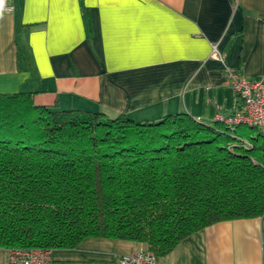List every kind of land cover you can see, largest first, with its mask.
I'll use <instances>...</instances> for the list:
<instances>
[{
  "label": "crops",
  "instance_id": "0c3cea01",
  "mask_svg": "<svg viewBox=\"0 0 264 264\" xmlns=\"http://www.w3.org/2000/svg\"><path fill=\"white\" fill-rule=\"evenodd\" d=\"M0 7V93L37 105L207 124L237 110L226 67L264 77V0H11ZM213 46L216 52L213 51ZM217 125V124H215ZM240 126V125H239ZM237 134L239 135V129ZM243 132V131H242ZM144 243L87 237L48 264H117ZM162 264H264V214L213 222ZM0 264H11L0 248Z\"/></svg>",
  "mask_w": 264,
  "mask_h": 264
},
{
  "label": "trees",
  "instance_id": "16d2710c",
  "mask_svg": "<svg viewBox=\"0 0 264 264\" xmlns=\"http://www.w3.org/2000/svg\"><path fill=\"white\" fill-rule=\"evenodd\" d=\"M215 124L185 111L108 118L0 93V248L106 237L163 256L213 222L264 214V132L243 140Z\"/></svg>",
  "mask_w": 264,
  "mask_h": 264
},
{
  "label": "built area",
  "instance_id": "2783aa9c",
  "mask_svg": "<svg viewBox=\"0 0 264 264\" xmlns=\"http://www.w3.org/2000/svg\"><path fill=\"white\" fill-rule=\"evenodd\" d=\"M0 7L11 10V0H0ZM213 51L216 52L214 46ZM226 74L233 93L241 100V105L229 115L216 113L215 120L232 130L245 124L264 132V77L249 79L230 67H226ZM7 258L11 264H48L51 261V249L7 248ZM117 264H162V262L160 256L153 250L139 247L119 255Z\"/></svg>",
  "mask_w": 264,
  "mask_h": 264
},
{
  "label": "rangeland",
  "instance_id": "374dc122",
  "mask_svg": "<svg viewBox=\"0 0 264 264\" xmlns=\"http://www.w3.org/2000/svg\"><path fill=\"white\" fill-rule=\"evenodd\" d=\"M239 127H240V129L238 131L239 137L243 140L250 139V137L253 136L257 131L256 128H251L250 126L245 125V124H241Z\"/></svg>",
  "mask_w": 264,
  "mask_h": 264
}]
</instances>
